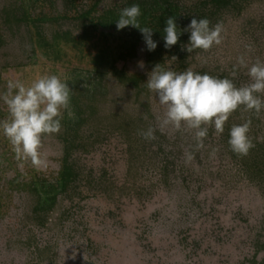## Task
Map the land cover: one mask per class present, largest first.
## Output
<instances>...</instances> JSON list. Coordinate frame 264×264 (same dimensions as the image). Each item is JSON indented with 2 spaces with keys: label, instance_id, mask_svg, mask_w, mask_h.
I'll list each match as a JSON object with an SVG mask.
<instances>
[{
  "label": "rangeland",
  "instance_id": "rangeland-1",
  "mask_svg": "<svg viewBox=\"0 0 264 264\" xmlns=\"http://www.w3.org/2000/svg\"><path fill=\"white\" fill-rule=\"evenodd\" d=\"M10 1L0 0V10ZM64 1L39 0L36 10L53 8V14H64ZM121 1L100 0L98 7ZM183 1L192 5L196 0ZM73 14L47 21L46 30L50 32L57 23L74 27ZM225 18L217 22L223 26L220 45L209 51L195 49L182 70L168 58L164 69L179 73L192 68L233 79L238 87L248 83L247 69H239L235 77L230 73L240 55L249 66L257 58L264 61V0H255L240 15ZM0 32L6 38L0 46V94L9 80L29 83L41 75H54L50 60L41 53L32 56L24 25L11 34L0 18ZM126 66L145 74L147 80L153 69L146 63L143 48ZM106 84L107 90L93 101L97 118L80 130L82 141L89 143L74 149L80 177L42 223L33 214L34 196L26 184L37 169L30 162L17 161L0 134V264H251L262 260L264 187L250 179L231 156L222 134L209 128L204 148L196 151L192 133L159 131L157 117L164 108L155 93L148 90V95L138 98L131 87L113 77ZM81 99L86 102L84 95ZM7 115L0 100V120ZM122 116L144 120L140 130L133 121L130 124L131 141L121 131L106 127ZM249 118V136L264 140V111L258 119L238 109L229 119L242 124ZM97 123L102 129L93 131L90 126ZM150 126L157 128L154 140L138 134ZM59 133L43 137L46 166L40 171L51 178L63 155ZM213 148L218 149L214 157L210 155ZM186 151L194 155L190 163H185Z\"/></svg>",
  "mask_w": 264,
  "mask_h": 264
},
{
  "label": "trees",
  "instance_id": "trees-1",
  "mask_svg": "<svg viewBox=\"0 0 264 264\" xmlns=\"http://www.w3.org/2000/svg\"><path fill=\"white\" fill-rule=\"evenodd\" d=\"M254 1L196 0L192 5H187L183 0H122L100 10V0H91L84 4H79L78 0H65L62 10L64 14H53V8H50L49 12H44L43 9L37 11L36 4L39 0H12L3 5L0 18L4 27L13 34L24 25L32 56L41 53L44 58L50 60L54 75L66 81L71 89L70 106L74 116L69 118L67 111L64 112L62 131L59 133L64 144L60 168L53 178L36 170L31 180L26 182L34 196L33 214L42 219L41 223L61 197L68 196L72 185L80 177L73 157L74 149L89 143L82 141L80 130L84 123L97 118L98 106L93 101L97 99L98 93L107 90L108 80L113 77L117 83L131 87L138 98L143 93L148 95L146 75L132 72L126 66L128 60L139 55L140 48L144 49L146 63L153 68L157 64L165 68L167 59H173L175 56L177 59L173 60L176 66L181 70L185 69L189 64L190 53L182 50V46L189 43L191 33L186 29L194 17L207 18L210 26H213L228 15H240ZM132 5H139L141 9V15L138 17L141 26L152 28V39L157 43L155 50L147 49L139 29L131 25L117 29L116 22L121 10ZM70 12L74 13L72 16L77 20L74 27L57 23L50 32L46 30L47 21H57L59 17L68 16ZM168 17H174L178 25L177 30H181L178 42L171 48L164 46L166 33L163 29ZM5 42L6 38L0 32V46ZM1 80L0 66V82ZM82 95L86 97V102L81 99ZM132 121L138 130L141 123H144L143 118ZM132 121L131 117L122 116L120 121L107 122L106 127L121 131L131 141ZM233 124L230 119L226 122L221 141L231 156L242 164L249 178L257 180L264 187V140L253 137L255 147L247 156H238L228 143ZM90 127H93V131L102 129L98 123ZM251 264H264V258L260 261L253 260Z\"/></svg>",
  "mask_w": 264,
  "mask_h": 264
},
{
  "label": "clouds",
  "instance_id": "clouds-1",
  "mask_svg": "<svg viewBox=\"0 0 264 264\" xmlns=\"http://www.w3.org/2000/svg\"><path fill=\"white\" fill-rule=\"evenodd\" d=\"M140 15L139 5L125 7L116 27L120 30L131 25L139 29L147 49L155 50L157 43L152 39V28L141 26ZM177 26L174 17L167 18L163 29L166 33L165 48H171L178 42L181 30L178 31ZM186 30L191 34L189 43L182 46V50L189 53L195 49L209 51L223 42V26L220 23L210 26L207 18L194 17ZM173 59L177 58L173 56ZM241 68L247 69L250 81L238 87L233 79L227 77L200 74L192 68L178 73L157 64L149 73L146 87L157 95L164 108L163 115L157 117L159 131L163 133L171 128L190 132L196 142L195 150L199 151L205 146L209 128L214 127L216 135L222 134L226 122L236 110L254 113L259 119L264 111V61L257 58L249 66L245 56L240 55L230 75L235 77ZM70 95L69 84L58 75H41L29 83L19 79L8 81L6 91L0 94L8 113L0 120V134L9 142L17 161L30 162L37 170L46 166L43 137L61 131L65 111L69 118L74 116ZM251 123L249 118L242 124H233L230 129L228 143L238 156H247L255 147L249 136ZM156 130L150 126L138 134L146 140H154ZM217 151L213 148L210 155L214 157ZM184 156L185 163L194 159L191 151H186ZM84 259L88 260L86 255Z\"/></svg>",
  "mask_w": 264,
  "mask_h": 264
}]
</instances>
